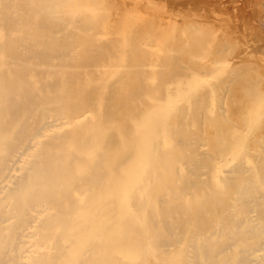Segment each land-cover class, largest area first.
I'll return each instance as SVG.
<instances>
[{
    "label": "bare ground",
    "instance_id": "1",
    "mask_svg": "<svg viewBox=\"0 0 264 264\" xmlns=\"http://www.w3.org/2000/svg\"><path fill=\"white\" fill-rule=\"evenodd\" d=\"M166 1L0 0V264H264L249 35Z\"/></svg>",
    "mask_w": 264,
    "mask_h": 264
},
{
    "label": "rangeland",
    "instance_id": "2",
    "mask_svg": "<svg viewBox=\"0 0 264 264\" xmlns=\"http://www.w3.org/2000/svg\"><path fill=\"white\" fill-rule=\"evenodd\" d=\"M117 4V7L120 8L121 13L128 12L133 19L130 18V26L128 29L135 26V18L138 14H144L151 8V5L153 3V0H111ZM184 1V0H183ZM163 3H165V8L168 12L172 11L174 16H177L179 19V12L184 7L181 5L182 1H176L174 3H171L170 1L163 0ZM171 3V4H169ZM185 3L195 4L199 3L196 0H185ZM221 3L230 9L237 10L240 14V20H242V24L245 26L246 33H248L249 36L246 38V40H242L241 44L245 45L248 48V51L255 55L257 58L253 61L251 64V70L244 71L242 77L248 78L249 81L252 82L253 90L256 92H262L264 94V38H262L260 35V31L258 30V23L264 19V0H237L236 2L232 3L229 0H221ZM169 7H168V5ZM201 4V0H200ZM171 7V8H170ZM172 9V10H170ZM149 20H152L154 22L153 14L148 15ZM166 18V14H163V17L161 20ZM175 18V17H174ZM172 18V19H174ZM175 24H179L178 22H174ZM201 26V22H200ZM176 27V26H174ZM240 44V45H241ZM242 45L240 46L242 48ZM243 45V46H244ZM239 47V48H240ZM235 50V53L239 51L240 49ZM262 58L263 63L260 62V59ZM240 83H245L244 80H241ZM239 98L237 97L235 99V103H237Z\"/></svg>",
    "mask_w": 264,
    "mask_h": 264
},
{
    "label": "water",
    "instance_id": "3",
    "mask_svg": "<svg viewBox=\"0 0 264 264\" xmlns=\"http://www.w3.org/2000/svg\"><path fill=\"white\" fill-rule=\"evenodd\" d=\"M261 24H263V23H261ZM264 25V24H263Z\"/></svg>",
    "mask_w": 264,
    "mask_h": 264
}]
</instances>
